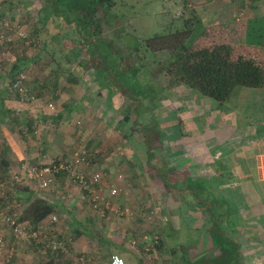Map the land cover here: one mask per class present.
<instances>
[{
  "label": "rangeland",
  "instance_id": "rangeland-1",
  "mask_svg": "<svg viewBox=\"0 0 264 264\" xmlns=\"http://www.w3.org/2000/svg\"><path fill=\"white\" fill-rule=\"evenodd\" d=\"M40 1L27 0L18 4L13 11L8 12V18L4 21L5 25L10 23L8 28L4 30L7 41L17 40V42L11 45V42L0 39V89L6 83L4 74L10 73L13 65L21 59L23 68L19 72L22 71L27 75L29 91L36 96V100L33 103H21L12 94H7L9 100L7 110L12 111L13 108H19V111L15 110L16 113L13 115L12 112L9 113L8 117L4 118L5 121L0 120V154L3 156L4 149L8 148V138L12 135L16 140L12 139V141L17 147H20L18 150L28 153H24L25 160L28 161H33L31 158H35V154L28 152V150L41 149V145L45 152H50L49 156L51 157L45 161L50 162L56 157L62 156L60 150L65 151L63 155L68 156L67 154L72 149L87 144L92 150L91 155H94L90 157V164L85 167L87 171L94 169L93 163L97 164L104 173L122 172L125 174L127 182L123 185V194L116 199V205L130 208L132 216L128 217L134 218L132 219L134 223H128L129 230L131 231L133 228L141 233L143 229L154 225L164 242L162 248L158 249L157 252L155 250L150 255L151 260L144 261L143 253H140L141 256L136 255L137 261H140V257L143 258L141 262L147 264H225L220 245L212 241L213 236L215 237L213 230L207 229L212 221L209 213L217 214L214 207L208 211L206 206L203 210V206L200 204L198 213H195V218L199 219L196 222L201 225L203 221L205 225L203 230L192 229L193 227L190 225L188 227L185 225V228L179 232L170 234L166 231L162 232L159 226L162 225L161 217L164 216L165 210L170 211V197L160 191L158 194H152L149 187L143 190L147 191L148 194L141 191L136 197V194L132 192L133 187L141 188L150 185L154 178L152 185L157 187L155 181L159 180L161 176L159 173L161 171L164 173L165 170L163 161L165 160L166 139L171 134L169 127L167 131L163 130L170 123H166L165 118L161 119L162 122L157 118L158 123H156L154 114L157 111H153L151 108H155V100L159 98L158 112L162 110L161 113L165 116L163 114L165 107L163 109L159 107L167 105L165 104V97L170 90L166 91L159 86L165 87L167 82H175V79L165 71H161V62L166 59V56L163 54L153 55V52L146 48L145 41L156 34L183 26L186 20L192 27L198 20L202 19L204 25L211 23L219 25L213 26V29L209 30L212 35L217 37V41L226 42L231 46L238 47V49L242 47L247 57L251 56L250 53H252L256 57L255 60L264 63V49L260 48L259 51L261 52L257 54V51L254 50L251 52L254 47L245 43L246 20L254 15H264V0H231L230 7L225 5L226 1L229 0H116L113 7L101 9L96 22L99 24L98 27L101 32L96 36V39L98 37L104 41V43H100L103 47L102 53L112 54L107 61H110L112 69H115L112 70V73L116 76L117 81L121 82V90L124 94L132 93L139 103L142 100L145 101L140 108L142 110L141 115L137 116L132 113L131 120L128 121L127 125H121L123 119L121 110L129 102V99L121 96L113 83L108 88L99 85L95 79L99 64L96 60L90 59L88 55L93 50L91 44L81 38L75 28L65 24L62 19L54 18L45 24V20H42V13L37 11L41 7ZM39 17L41 18L40 21L38 20ZM219 22H225L227 25H220ZM37 28L39 29L37 30ZM94 29L96 31L95 26ZM35 31H37V35L31 37ZM22 34L25 36L23 37ZM25 38L26 40H22ZM100 40L97 41L100 42ZM77 48L80 49L81 54L76 57L80 60L85 59L88 62V67L82 66L77 60L66 61L65 55ZM159 56V62H155ZM122 65L130 66L128 71H124ZM124 68L126 69V67ZM120 71L123 72V75H120ZM257 93L254 95L255 104L253 102L250 108L260 118V116H264V105L260 102L263 100L261 89ZM237 99L238 95L232 96L230 99L232 104H230L233 105ZM50 102L55 104L53 112L47 107ZM177 105L179 106V104ZM234 106L238 109L242 107L236 104ZM46 114L60 116L61 121L52 120L48 122L50 124L53 122L54 126L43 122L37 124V120ZM134 121H139V123H134ZM249 122L252 123L253 129L260 120L256 117L253 122ZM139 125L148 131L149 137H146L149 143L145 141V133L139 132ZM133 126L136 130L133 136H130ZM162 127L164 128L162 129ZM8 155L6 154V157ZM20 157L22 156L20 155ZM12 161L9 165L10 170L6 176H3L4 180H8L13 174L21 171V160L18 159L16 166ZM140 178L142 179L140 185H137ZM161 178L162 187L159 189L164 188L163 185L166 180L165 176ZM104 182L109 184L107 180ZM8 187V192L11 193V189L17 188V185L11 188L9 184ZM52 188L56 203L55 212L59 216V222L56 224H51L48 220L45 222L42 241H67V251L62 255L63 264H83L78 256L82 250L76 253L75 246L84 247L89 244L91 238L87 239L83 236V231V234H77L81 228L83 230V228L88 227L91 231L93 225L99 224L104 226V229L100 228L101 233L107 231V235L111 236V230L117 227L122 234L123 227L126 226L125 220L119 222L116 218L113 219L112 215L104 216V220L103 216L99 215L101 212L93 211L89 201L83 198L84 190L60 177L53 183ZM158 202L162 203V207L154 208L157 204L159 205ZM189 203L197 207L196 198L190 200ZM18 205L20 207L17 211L21 213L25 206L20 203ZM73 209H75L74 213H77V216L72 212ZM151 209L155 212L156 218L149 225L147 219ZM66 212L68 214H64ZM73 223L80 225V228L75 227ZM175 223L177 226L179 225L178 218ZM5 232L11 247L16 249L15 253L18 254L19 264H40L51 255L42 248L39 250H44L43 252L33 255V251L38 249H33V245L29 242L26 248L24 247L25 243L20 244L18 250L13 246L15 243L9 230ZM150 234L152 236V233ZM121 236L122 240L129 241L130 239L127 232L125 237ZM110 239V237H106L103 241L106 242L104 243L106 248L107 245L105 244ZM198 241H202V244H199ZM99 242L97 251L102 253ZM91 243L95 244L96 240ZM111 253H108V256ZM80 256L83 255L80 254ZM129 256L131 257V255ZM137 261L134 256L126 258V264H138ZM14 263L16 262H12V264Z\"/></svg>",
  "mask_w": 264,
  "mask_h": 264
},
{
  "label": "crops",
  "instance_id": "crops-1",
  "mask_svg": "<svg viewBox=\"0 0 264 264\" xmlns=\"http://www.w3.org/2000/svg\"><path fill=\"white\" fill-rule=\"evenodd\" d=\"M230 2L231 0L226 1V7L231 6ZM221 24L227 25L225 22ZM167 83L165 87L159 86V88H164L166 91L170 90L166 93L168 96L166 95L165 97V104L167 105L159 107L160 109L165 107V111L163 109L165 116L162 115V110L158 112L159 98L155 100V108H151L153 111H157L154 114L156 116L154 117L156 123H158L157 118L161 122V119L165 118L166 123H170V125L166 126V129L162 127L164 131H167L168 127L171 131L170 137L166 139L167 144L164 147L165 160L163 163L165 164V170L164 173H162L163 171L159 173L161 176L159 180L155 181L156 188L152 185L155 180L154 178L153 182H150V185L148 184L146 187L143 186L141 188L133 187L132 192L137 197L141 191L147 193V191L143 190L149 187V191L152 194H158V191H160L170 197V211L164 209L166 213H163L164 216L161 217L162 225H159L162 232L166 231L170 234L179 232L185 228V225L187 227L190 225L193 227L192 229L203 230L205 225L203 221L201 225L197 223L199 219L195 218V213H198L197 210L200 209V204L203 206V210H205L206 206L208 207V211L214 207L217 210V214L213 215V213H209L212 221L207 229L213 230L217 228V230H220L228 237L231 244L238 245L241 264H264V116H260L259 118V115L254 114L250 108L253 102L255 104L254 95H257L260 89L263 96V100H260V102L264 105V84L260 87L250 84L237 86L232 96L238 95V99L231 105L232 101L220 104L218 101L198 93L197 90L188 87L184 83L177 81ZM4 87L5 84L1 89ZM8 101L5 98V106L3 108L6 110ZM235 104L242 107L238 109V107L234 106ZM7 112V114L0 113V120L5 121L4 118H7L9 115V111ZM59 117L46 114L37 120V124L44 123L45 120H48V122L58 120L60 122L61 118ZM256 117H258L260 122H257L255 128L252 129V123L249 121L253 122ZM64 120L66 121L65 117ZM52 123H48V125L54 126ZM8 139L10 146L7 143L8 148L4 149L3 154H9L7 158L10 164L13 160L12 163L14 162L16 166L18 159L25 158L24 153L26 151L18 150L20 147H17L15 142L12 141V139L15 140L13 135ZM86 147H88L87 144ZM29 150L28 152L35 154V158H31V160L36 163L45 162L48 157H51L49 156L50 152H45L42 145L41 149ZM60 151L62 155L65 154V151ZM92 165L94 169H99L97 164L92 163ZM87 174H90L89 170ZM163 176L166 178L163 185L164 188L159 189V187H162L161 177ZM139 180V183H136L137 185H140L142 179L140 178ZM27 186L30 189L29 191H21L14 188L13 191L18 196L15 194L16 197H13L15 199H28V197L32 199L47 192L50 196L48 195L46 199L55 202L54 189H52V192L49 190L45 192L40 191L36 186ZM195 198L197 207L189 203L190 200ZM158 203L159 205L157 204L154 208L162 207V203ZM165 207L167 208V206ZM74 210L72 211L73 213ZM74 214L77 216V213ZM177 218L178 226L175 223ZM132 219L134 218H125L126 226L124 227L128 231H130L128 223H134ZM74 225L80 228V225H77V223ZM100 228L104 229V226L99 224L93 225L91 231H89L90 228L88 227L83 228V230L82 228L80 229L81 232H84L83 236L87 239L91 238L88 242L89 244L86 246H75L76 253L82 250L80 254L83 256H80V254L78 256L83 264H109L110 256L113 253H120L125 258L134 256V259L137 261L136 255H140L141 252L131 248L129 241L122 240L121 235L125 237L124 232L121 234L120 230L116 227L114 230H111V237L107 235V231H102L101 233ZM43 229L44 227L41 228V230ZM132 230L136 231L137 229L132 228ZM106 237L111 238L105 244L107 248L104 246L106 242H103ZM93 240H96L95 244L91 243ZM98 242L101 244L99 247L102 253L97 251L99 249H97ZM14 243L13 246L18 250L20 249V244L25 243V248L28 245L27 242L14 241ZM198 243L202 244V241H198ZM9 247H11L10 243ZM27 249L29 250V247ZM108 250L110 251L108 252ZM33 252V255L39 253V251ZM108 253H111V255L108 256ZM142 255L144 257V254ZM17 256L18 254L15 253L12 261L16 262L14 264H19L20 262ZM148 258L151 260L150 256ZM20 259L22 261L21 257ZM139 259L140 261L138 260L137 262L141 264L143 258L139 257Z\"/></svg>",
  "mask_w": 264,
  "mask_h": 264
},
{
  "label": "trees",
  "instance_id": "trees-1",
  "mask_svg": "<svg viewBox=\"0 0 264 264\" xmlns=\"http://www.w3.org/2000/svg\"><path fill=\"white\" fill-rule=\"evenodd\" d=\"M25 1L27 0H2L0 2V39H4L5 42H11V45L16 44L15 42H17V40L14 39L15 41H7L4 30L8 28L10 23L5 25L4 21L8 18V12L13 11L18 4L24 3ZM115 2L116 0H41V7L37 11L42 13V20H45V24L50 20L52 21L54 18L62 19L65 24L72 25L79 33V36L91 44V48L94 51L91 49L92 52H89L88 55L90 56V59L96 60L99 64L98 74L95 77L99 85L103 86V88H108L113 83L114 86L117 87L118 93L129 99V102L121 110V114L123 116L121 125H127L128 121L131 120L132 113H135L137 116L141 115L142 110L140 108L145 101L142 100L139 103L137 98H134L132 93L124 94L121 90V82L117 81L116 76L112 73V70L115 69H112L110 61H107L109 56L111 57L112 54H103V47L100 43H104V41H101L98 37L96 39V36H98L101 32L98 27L99 24H96L99 11L103 8L113 7ZM38 20L40 21L41 18L39 17ZM190 22H193V20H190ZM183 24V26H180L175 30L156 34L145 41L146 48L151 50L153 55L163 54L166 56V59L161 62V71H165L169 76L175 79V81L184 83L188 87L197 90L198 93L214 99L220 104H225L230 101L234 90L239 85L250 84L260 87L264 84L263 61L255 60L256 57L253 56L252 53H250L251 56L247 57L244 53V48L242 47H239L238 49V47H234L233 45L231 46L226 42L217 41V37L212 35L209 30L213 29V26L219 25H204V20H198L193 27L189 26L190 23L188 20H186ZM38 29L39 28H37V30ZM34 35H37V31H35V33L33 32L31 37H34ZM22 36L24 37L25 34H22ZM22 40H26V38ZM97 40H100V42ZM245 43L248 46L254 47L251 52L254 50L257 51V54L261 52L259 51L260 48L264 49V15H254L253 17L247 18L245 27ZM79 50L80 49L77 48L69 51L65 55L66 61L73 62L77 60L82 66L88 67V62L85 61V59L80 60L76 57L81 54ZM137 51H139V49H137ZM159 58L160 56L155 59V62L158 61ZM22 63L23 61H21V59L18 60L17 63L13 65L11 72L7 73V75L4 74L6 83L5 87L0 90V113L2 114L8 113V110L3 108V106H5V98L8 99L7 94H12L20 102V93L13 88V85L19 78V74L22 72H19L23 68ZM115 65L118 66V64ZM124 67H126V69ZM128 67L130 66L122 65V69H124V71H128ZM119 73L120 75H123V72L121 73L120 71ZM26 87L28 93L34 95L29 91L28 77L26 80ZM139 109L140 112H138ZM15 110L16 108H13L12 111H9V113L11 114L12 112V115L15 114ZM44 123L48 124V120H45ZM134 123L138 124L139 121H134ZM135 130L136 129L133 126L131 128L130 136H133ZM139 132L145 133V141L149 143L147 140L148 138L146 137L148 136V131H146L143 126L139 125ZM87 149L89 157H91L92 155L90 154L92 151L89 146ZM70 153L67 155H70ZM0 156V178L4 180L3 176H6L7 172L10 170V162L6 157V153L3 154V156L0 154ZM61 157L65 158L66 156L62 155L55 159H59ZM30 162L36 163L33 161ZM58 177L66 180L67 174L61 172L57 175V178ZM9 179L4 181H7V187L10 184L12 188V183H10ZM15 185H17V190H30L25 184L17 183ZM52 189L53 188L51 187L48 190L52 191ZM13 190L14 189H11V193L4 198L3 205H1V207L4 206L7 208V213H13L17 216L19 221H28L33 230L40 231L41 225L46 224L45 222H47V220L54 213H56V203L39 196H35L32 199L28 197L26 201L23 198L15 199L13 196H15V194L17 195V193ZM43 191L46 192V190ZM42 194L47 198L48 195L50 196L47 192ZM6 202H10L13 206L6 207ZM15 203H17V205H15ZM18 203L25 206V209L21 213L17 211L18 207H20ZM103 219L105 220V217H103ZM4 228L10 231L7 225H5ZM212 232L216 237L215 238L213 236L212 241L220 245L221 254L225 264H240L241 255L238 245L231 244L228 237L220 230H217V228L213 229ZM81 233V231H77V234L81 235ZM25 242L32 244L34 247L33 249H38L37 251L39 252V249L43 247L42 249L51 254L40 264H63L62 255L64 254V251L61 249L54 251L52 249V240L51 242H46V240L40 242H37L36 240ZM163 243V240L160 238L159 243L150 255L154 253L155 250V252H157L158 249L162 248L164 245ZM143 258H145L144 261L148 262V255H144ZM10 264H12V261Z\"/></svg>",
  "mask_w": 264,
  "mask_h": 264
},
{
  "label": "built area",
  "instance_id": "built-area-1",
  "mask_svg": "<svg viewBox=\"0 0 264 264\" xmlns=\"http://www.w3.org/2000/svg\"><path fill=\"white\" fill-rule=\"evenodd\" d=\"M26 80L27 75L21 72L19 78L14 82L13 88L20 93L21 103H33L36 97L28 93ZM47 107L51 111L55 110V104L53 102L48 103ZM16 110L19 111V108ZM89 161L90 157L86 146L77 147L65 158L61 157L50 162L32 163L24 158L21 159V171L13 174L9 180L12 183V187L17 183H22L29 186H36L40 191H43L50 189L56 181L57 175L64 172L67 174V181L85 191L83 198L89 200L90 208L93 211L101 212L100 215L103 217L112 215L113 219L116 218L117 221L123 222L125 217L132 216L129 207L116 205V199L123 194V184L126 183L125 174L122 172L108 174L100 169H92L90 170V174H87L85 167L90 164ZM104 180H107L109 184L104 182ZM6 183L7 181L0 178V264H10L16 252L14 247H9L5 232L6 228H4L5 225L10 229V236L15 242L42 241L41 233L45 230L46 225H41V228L44 227L43 230H33L28 221H19L16 215L7 213V208L4 206L1 207L4 198L9 194V187L6 186ZM38 196L44 199L47 198L43 194ZM5 206L11 207L13 204L6 202ZM151 210L148 213L147 219L149 225L156 218L155 212ZM48 221L51 224L59 222L58 214L54 213ZM123 232L125 234L126 232L129 233L131 248L148 256H150V253L160 240L159 231L154 225L143 229L141 233L134 230L128 231L125 227ZM150 233H152V236ZM52 249L54 251L61 249L66 252L67 241H54ZM109 264H126V258L120 253H113L110 256Z\"/></svg>",
  "mask_w": 264,
  "mask_h": 264
}]
</instances>
